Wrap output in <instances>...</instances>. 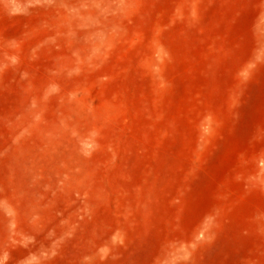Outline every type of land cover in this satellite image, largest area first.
I'll return each mask as SVG.
<instances>
[{
  "label": "rangeland",
  "instance_id": "374dc122",
  "mask_svg": "<svg viewBox=\"0 0 264 264\" xmlns=\"http://www.w3.org/2000/svg\"><path fill=\"white\" fill-rule=\"evenodd\" d=\"M0 264H264V0H0Z\"/></svg>",
  "mask_w": 264,
  "mask_h": 264
}]
</instances>
